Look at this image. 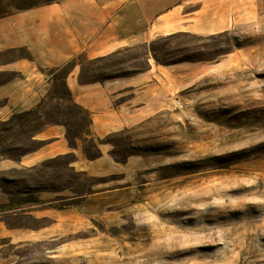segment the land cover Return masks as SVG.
Segmentation results:
<instances>
[{
  "label": "rangeland",
  "instance_id": "1",
  "mask_svg": "<svg viewBox=\"0 0 264 264\" xmlns=\"http://www.w3.org/2000/svg\"><path fill=\"white\" fill-rule=\"evenodd\" d=\"M54 1L0 0V19ZM257 6L256 28L235 36L175 34L82 62V83L138 74L146 55L181 66L162 76L159 111L139 125L90 136L67 67L37 108L0 123L11 159L38 147L30 136L43 125L61 124L94 162L77 172L68 154L0 173V264H264V0ZM22 58L0 51V69ZM14 77L0 72V84Z\"/></svg>",
  "mask_w": 264,
  "mask_h": 264
},
{
  "label": "crops",
  "instance_id": "2",
  "mask_svg": "<svg viewBox=\"0 0 264 264\" xmlns=\"http://www.w3.org/2000/svg\"><path fill=\"white\" fill-rule=\"evenodd\" d=\"M260 21L257 0H57L2 18L0 51L24 49L28 58L0 69L16 74L0 84V123L37 108L48 95L54 72L67 67L64 87L70 102L88 114L90 136L134 127L159 111L152 103L159 100L157 88L166 81L162 76L181 66L168 69L146 55L145 72L82 83V62L175 34L235 36L238 29L256 28ZM30 139L38 147L16 159L0 153V173L31 171L68 154L74 155L70 166L77 172L94 164L84 161L79 148L70 147L61 124L43 125ZM100 151L97 161H107L109 155L101 147ZM6 199L0 189V205Z\"/></svg>",
  "mask_w": 264,
  "mask_h": 264
},
{
  "label": "trees",
  "instance_id": "3",
  "mask_svg": "<svg viewBox=\"0 0 264 264\" xmlns=\"http://www.w3.org/2000/svg\"><path fill=\"white\" fill-rule=\"evenodd\" d=\"M152 53H153V51H151ZM114 54H116V53H114ZM114 54H112V55H109V56H107L106 58H108V57H110V56H113ZM147 67L146 68H144L143 70H141V71H139L138 73H141V72H145V71H147ZM116 77H118V76H111V77H109V78H107V79H110V78H116ZM7 81H9V80H7ZM67 91V90H66ZM67 94L69 95V93H68V91H67ZM70 100V99H69ZM74 105V104H73ZM74 106H76V105H74ZM66 140L68 141V144L70 145V147H72V148H74V147H76V146H71V139L69 138V136H66ZM85 154V153H84ZM95 159V158H94Z\"/></svg>",
  "mask_w": 264,
  "mask_h": 264
}]
</instances>
